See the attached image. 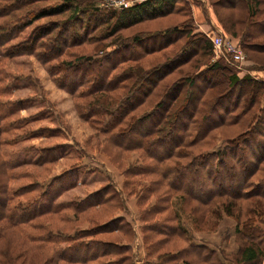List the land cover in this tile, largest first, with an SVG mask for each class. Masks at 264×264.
<instances>
[{"label": "rangeland", "instance_id": "1", "mask_svg": "<svg viewBox=\"0 0 264 264\" xmlns=\"http://www.w3.org/2000/svg\"><path fill=\"white\" fill-rule=\"evenodd\" d=\"M10 1L12 0H0V5L8 4ZM141 1L143 0H73L74 4L79 3L85 7V10L77 11L73 18H68L72 11H66L62 14L37 19L31 25L24 27L23 30H19L9 42L4 43L5 39L1 37V51H5L17 42L18 45L35 27V31L38 32L41 25L51 26L52 22L55 25L53 24L51 31H54L50 35L52 37H56L57 33L62 35L54 45H58L65 38L72 39L74 36H78L81 41V44L67 48L66 53L54 61L52 60L57 64L61 59H71L76 55H91L93 58H97L99 55L105 57L116 47L114 44H110L115 38L119 36L127 38L134 33H139L147 38L140 44H136L134 48L128 49V52H133L134 59L127 60L122 67L131 65L151 70L172 59H177L178 62L173 63L174 70L162 79L158 84L160 88L156 92L165 91L167 86L173 85L174 82L176 84L184 82L188 85L187 76L195 78V85L186 86V88L195 90L196 93L205 89L206 83L218 82L221 87L216 94L228 92L220 100L219 112L212 113L214 118L224 112V107L231 108V104L239 93L240 86L234 87L230 84L228 78L230 73L239 77L250 74L264 81V49H254L248 45L247 47L242 45L241 36L246 25L242 19L247 14L245 5L227 8L222 5L226 4V0L222 3L219 0H214L217 4V15L211 0H188L189 4L181 1L176 4L177 9L170 14L148 19L145 16L141 18H144L143 20L140 19V22L118 30L119 27L115 26V22L121 7H128ZM60 3L62 0H34L31 4L27 3L19 9L12 8V11L17 16H21L31 8L33 10L46 9L50 5H59ZM97 7L104 10L106 8L107 11H116V16H112L108 24L101 20L96 22V18L101 19L106 16L105 12L97 11ZM93 10L96 12L95 14L92 13ZM196 14L200 19L196 18ZM256 18L262 19L259 16ZM6 19L7 16H4L0 18V21ZM175 25L179 26L177 30L172 29ZM257 28L259 26L254 25L251 29L256 32ZM165 29L173 31H166V33ZM219 29H222L243 53V57L238 63L229 62L228 57L215 55L212 37ZM115 30L117 32H114ZM160 32L161 35L156 40L149 39ZM7 33V31L4 32L6 35ZM45 35L48 36V34ZM207 37L212 42V49L208 55L203 50H197V47L192 44L189 45L191 40L197 39H202L203 43V39H208ZM263 42L264 37H260L254 39L252 43ZM48 43L46 42L45 45H49ZM159 43L160 46L162 43L165 45L158 48ZM154 45H157V48H152ZM118 55L120 56L121 53L115 54L116 57ZM217 58L226 59L228 62H221L224 64L220 66L222 69L209 71L212 68L209 66L210 63ZM113 59V56L107 57L101 64L106 68L113 62ZM237 64L242 68H239ZM170 65L172 64L170 63ZM208 71L209 73H207ZM132 81L133 79L128 83L131 84ZM211 92L212 88H209L201 98V111L194 116L196 123L190 125L195 127L191 129V138L198 131V123L201 122V117L210 103L206 99ZM0 93V102H3L0 105V112L7 113L11 110L7 101L21 99L24 106L8 118L6 124L0 123V127L8 130L0 138V158L3 159L0 162L3 161L5 164L4 167L3 163H0V194L7 193V196L11 198V193H15L11 199L13 206L11 212L15 217L19 218L24 215V211H21L22 208L28 214L33 213L51 195L57 196L56 202L58 203L71 201L78 203L89 195L94 197L96 191L104 190L105 195L115 192L112 195L113 199L105 203L106 207H88L78 210L77 217L74 215L76 210L74 206L72 208L65 207L59 214L57 212L47 213L35 216L30 220H28L30 215L27 214L22 218L23 222L16 225L19 228L8 226L0 228V264L6 261L9 264H81L58 261L57 257L56 260L53 258L52 253L57 250L62 251L67 243L59 242L49 249H40L28 240L27 233L40 234L45 233L51 227L56 231L58 227L64 228L65 226L66 232L78 231V227L83 232L86 231L85 228L104 222L112 215L117 214L124 217L120 226L111 231L94 232L90 236L78 238V241L88 240L95 245L93 248L87 249V252L76 253L67 250L69 252L67 254L89 255L88 258L98 256L96 259H91L93 260L90 262L92 264H116L117 260L125 255L130 258L131 264H176L178 262L183 264L177 258L170 260L169 257H163L170 254L171 251L181 250L180 255L194 261L195 264H246L234 260L237 245L241 242L239 240L240 232L235 231L236 224H239L242 230V224L245 223L257 231V236L260 233L264 235V214L258 213L264 210V198L255 195L241 198L233 209L235 213L228 215L224 207L229 199L219 196L211 200L207 206L198 204L200 214L204 212L200 216L191 208L197 203L182 202V190L180 189L170 193L166 185L167 181L161 176L164 164L167 162L166 165H170L174 162L169 160L158 163L156 160L146 158L143 148L120 151L104 141L102 134L98 137L96 129L79 117L71 93L53 81L45 64L34 55L20 54L8 57L0 53ZM243 95L246 96V94ZM159 97L151 96L148 101L131 110L129 116H143L153 108L151 105L155 104ZM260 98L262 103L264 93ZM244 105V102L241 101L236 111L242 110ZM254 111L255 109L244 114L242 123L218 125L208 137L200 141L198 149L204 152L210 150L213 152L212 150L223 148L228 140L244 138L249 119L253 117ZM230 115V112L225 113L226 117ZM156 117L158 116L152 117L148 124H140V129L144 131L149 128ZM212 119V116L207 117L208 121ZM187 120L188 113L185 112L180 121ZM220 122L221 119L218 118L217 123ZM261 128L264 132V118ZM263 132L261 133L264 134ZM261 133H256V136L250 139L248 152L246 150L242 152L245 154L240 163L238 162L237 171L239 173L245 167V160L249 163L255 158L254 153H257L261 146L258 145L257 139L260 141L264 139V136L261 137ZM172 134L176 137L179 131L175 129ZM126 138L135 140L137 139L136 133H131ZM206 141L208 142L206 143ZM166 146L168 147V145ZM263 146L264 143L261 148ZM241 150L239 149V153ZM190 158L191 156L183 158V163ZM56 175L61 176L52 186H48L47 182ZM262 177H264V160L251 180L256 183ZM176 182L185 187L191 186L195 193H204L205 187L202 186L197 173L192 177L186 175L178 177ZM236 184V180L229 179L225 186L233 188ZM143 186H150L153 190L150 194L146 193L149 195V199L139 201V193ZM4 190L6 191L2 193ZM259 202L260 206L257 205ZM154 205L156 207L153 210L152 206ZM208 206L213 210H219V208L221 210L212 213L207 209ZM250 206H254L257 211L249 214L247 208ZM238 211L239 213H237ZM2 220L0 219V224ZM27 220L28 223H25L24 221ZM36 222L45 223L47 229L31 225ZM247 231L249 233V230ZM33 233H29V236ZM197 245L198 247H196ZM160 257L163 258L159 260ZM77 260L81 261V259Z\"/></svg>", "mask_w": 264, "mask_h": 264}, {"label": "trees", "instance_id": "2", "mask_svg": "<svg viewBox=\"0 0 264 264\" xmlns=\"http://www.w3.org/2000/svg\"><path fill=\"white\" fill-rule=\"evenodd\" d=\"M12 1L14 3H11ZM12 1L8 4L5 3L4 5H0V18L7 16L6 20L0 21V38L4 37V43L9 42L14 38L19 30H23L24 27L31 25L35 20L44 16H52L62 14L66 11H72V14L68 18H73L77 11L85 10L84 6H81L79 3L74 4L73 0H62V3L59 5H50L46 9L39 10H33V8H31V10H27L23 14L20 13L21 16H17L16 13H13L12 8L19 9L27 3L31 4L34 0ZM181 1H185L189 4L188 0H143L128 7H121L122 9L118 14L115 26L117 27L118 25V30H120L121 28L123 29L140 22L144 19L141 18L145 16L148 19L159 15H165L167 13L170 14L177 9L176 4ZM223 1L225 0H219L220 3ZM226 1V4L222 5L227 8H235L236 6L238 7V5H245L247 7V14L244 16V19H242L243 22L246 23L241 36L242 45L245 47L248 45V47L254 49H264V42L252 43L254 39L264 37V0ZM211 2L213 3L214 11L218 15L216 2L214 0H211ZM105 10L97 7V11L105 12L106 16L103 18L101 17V19L96 18V22H100L101 20V22L108 24L112 16H116V11ZM189 11L191 12L190 7ZM93 12L94 14L96 13L94 10L92 13ZM258 16L262 19L256 18ZM24 17L28 19H25ZM191 18L193 19V17ZM185 23L187 22L185 21ZM51 24V26L41 25L38 32L35 31V27L29 35L24 38V40L19 42L18 45L17 42L3 52L0 48V53L8 57L18 56L20 54H30L34 55L39 61L44 63L53 81L60 87L69 91L73 96L79 117L96 129L95 131L98 137L102 134L104 141L108 142L113 147L120 151L122 149L136 150L137 148H143L146 152V158L156 160L158 163H163V161L166 162L169 160L170 162H174L170 165H166L167 162L164 164V168L161 170V176L167 181L166 185L170 193H172L171 191L175 192L180 189L182 190V202H186V204L187 202L197 203L194 204V206H191V208L192 211H196V213L198 212L200 216H202L204 212L200 214L201 211L198 204L207 206L211 200L219 196H225L224 199H229L226 207H224L225 212L228 215H233V213H235L233 209L237 206L236 202L241 198H247L251 195L264 198V177L257 180L256 183L251 180L252 176L259 169L260 164L264 160V146L261 148L264 139H261V141L257 139L258 145L261 146L259 147L258 152L254 153L255 158L253 161L248 163L245 160V167L241 169L240 173L237 171L238 162L240 163L242 156L245 154H242V152H245V150L248 152V149H250V139L256 136V133L263 132L261 124L264 118V101L261 103L262 100L260 98L264 93L263 80L257 79L250 74L239 77L234 73H230L228 77L230 84L234 87L240 86V89L238 90L239 93L231 104V108L228 106L224 107V112L219 113L218 117L214 118L212 113L219 112V106L221 104L220 100H222L228 92L225 91L224 93L217 95L216 93L221 87L218 82L212 81L206 83L205 89L203 88L199 93H196L195 90L186 88V86L195 85V78L187 76L188 79H186L188 80V85L184 84V82L179 84L174 82L173 85H168L165 91L156 92V90L160 88L158 84L162 79L174 70L173 63L178 62L177 59H172L170 62H166L162 66H156L151 70H145L143 67L141 68L131 65L122 67L127 60L134 59L132 57L133 52H128V49L134 48L136 44H140V42L146 40L147 37H143L139 33H134L127 38L119 36L111 41L110 44H114L116 47L105 57L99 55V57L93 58L91 55H76L71 59H58V65L56 62H53L54 59H57L59 56L66 53L67 48L81 44V41L78 36H74L72 39L65 38L58 45H54L62 35L57 33L56 37H52L50 33L54 30L51 31V28L55 23L52 22ZM99 25L102 26L103 24ZM254 25H256V27L259 26L256 32L251 29ZM178 27V25H175L172 29L177 30ZM166 29L164 30L165 32L167 31ZM5 31L8 32L7 35L4 34ZM168 31L171 32L170 30ZM114 32L117 31L115 30ZM45 34H48V36ZM159 35H161V32L149 39L156 40ZM46 42H49V45H45ZM201 43L202 39H197L191 40L189 45L192 44L197 47V50H203V52L205 51V54L208 55L212 49L211 40L209 38H204L203 43ZM164 45L165 43H162L160 46L159 43L158 48ZM152 48H157V45H154ZM118 53H121V55L116 57L115 54ZM111 56L114 57L113 62L104 68L101 64L102 61L104 62L107 57ZM222 61L228 62L226 59L217 58V60L210 63L209 66L212 68L209 71L220 69V66L224 65L221 63ZM170 63L172 65H170ZM209 71L207 73H209ZM128 79L129 81L133 79L131 84L128 83ZM209 88H212V92L207 96L208 99L206 100H209L210 103L206 108L204 115L201 117V122H197L199 125L198 131L194 137L191 138V129L195 127L190 125L196 123L194 122V116L201 111V98L204 97V93H207ZM229 92H231V90H229ZM9 93L10 92H8V94ZM243 94H246V96ZM155 95L160 97L156 100L155 104L151 105L153 107L152 109L143 116H129L131 110L139 107L141 104L148 101L151 96ZM134 99L136 100L134 101ZM226 99L227 97L225 100ZM241 101H243L245 105L242 107V110L236 111ZM7 103L11 110L7 113L0 112V123L3 124H6V120L12 117L18 109L24 107L21 99L7 101ZM256 103L259 104L256 105ZM1 104H3V102H0V105ZM254 109L253 117L249 119L250 122L246 128V135L244 138L228 140L227 143L223 145V148L212 150L213 152H211V150L204 152L198 149L200 141L208 137L218 125L242 123L244 121V114L248 111L252 112ZM185 112L188 113V120L181 122V116L182 114H185ZM227 112L231 113L229 116L230 119L225 116V113ZM154 116L158 117H156L153 124L144 131L141 130L139 127L140 124H148ZM208 116H212L213 119L208 121ZM218 118L221 119L220 123H217ZM175 129L179 131V134L176 137L172 136ZM6 132H8L7 128L4 130V127H0V138L4 136ZM131 133H136L137 139L128 140L126 136ZM262 136H264V134L261 133V137ZM207 142L208 141H206V143ZM166 145H168V147ZM239 149H242L241 153H239ZM189 156H191V158L183 163V158ZM0 160L3 159L0 158ZM0 163H3L5 167L3 161ZM186 170L188 171L187 174ZM195 173L199 175L201 184L205 187V195L204 193H195L191 186L185 187L176 182V178L178 177H185V175L192 177ZM132 174L136 175L138 173ZM60 176L61 175H56L51 178L47 182V185L52 186ZM229 179L237 181V184L234 185L233 188L225 186V183H227ZM141 188L139 201L146 198L149 199V195L147 194H150L153 188L150 186H143ZM5 191L6 190L2 193ZM104 192V190H100L99 192L96 191L94 197L89 195L81 199L78 203H75L74 201L69 203H58L56 202L57 196L51 195L49 199L44 200V203L39 205L31 214H28L26 210L22 208L21 211H24V215L19 218L15 217L13 212H11L13 210L11 199L15 193H11V198L7 196V193L4 195L0 194V219H3L0 228H5L6 226L19 228L16 225L21 224L24 220L22 218L27 214L30 215V218L28 219L30 220L35 216L47 213L57 212V214H59L63 208H72L74 206L76 208L74 215L76 216L78 210H84L88 207L97 208L105 206V203L108 200L113 199L112 195H114L115 192L110 195H105ZM257 205L260 206L261 203L259 202ZM152 207L154 210L156 205ZM207 209L212 211V213L217 211L220 212L221 210L220 208L219 210H213L209 206ZM247 211L250 214L257 210L254 206H250L247 208ZM237 213H239V211ZM258 213H262L263 215L264 210L259 211ZM28 220L24 222L28 223ZM123 220L124 217L122 215H112L104 222L85 228L84 230L86 231L83 232L79 227L77 228L78 231L66 232L64 230L66 226L64 228L58 227V229L54 231L52 227L47 229V225L43 222L29 223L34 227L47 229V231L40 234L29 232L33 234L29 236V233H27L26 237L36 248L40 249H49L52 246H56L59 242L67 243V246L62 251L55 250L56 252L52 253L55 260L57 257L58 261L62 260L69 263L77 262L81 264H92L90 263L93 261L91 259H96L98 256L88 258L89 255H68L67 253L69 252H67V250H70V252L73 253L81 251L87 252V249L93 248L95 245L88 242V240L84 241V239L79 240L80 243L78 238L90 236L94 234V232H103L105 230L111 231L113 228L120 226ZM63 222L68 223L66 221ZM240 228V225L236 224L235 231L238 233L240 232L239 240H241V242L237 245L234 260L246 264H261L264 258V235L260 233L257 236V231L245 223L242 224L243 229L241 230ZM247 230H249L250 234ZM196 247H198V245ZM180 251L181 250L171 251L170 254L163 257H169L170 260H175L177 258L183 264H195L194 261L181 256ZM163 257H160L159 260ZM77 259H81V261ZM129 259L130 258L125 255L119 258L116 264H131ZM3 264H9V262L6 261L3 262ZM176 264L180 263L178 262Z\"/></svg>", "mask_w": 264, "mask_h": 264}, {"label": "built area", "instance_id": "3", "mask_svg": "<svg viewBox=\"0 0 264 264\" xmlns=\"http://www.w3.org/2000/svg\"><path fill=\"white\" fill-rule=\"evenodd\" d=\"M122 4L127 5L126 3ZM212 41L215 49V55H217V57H228L229 62L231 63H238L242 59L243 53L240 48L235 42L225 35L222 29H219V31L214 34ZM237 66L242 68L239 64H237Z\"/></svg>", "mask_w": 264, "mask_h": 264}, {"label": "crops", "instance_id": "4", "mask_svg": "<svg viewBox=\"0 0 264 264\" xmlns=\"http://www.w3.org/2000/svg\"><path fill=\"white\" fill-rule=\"evenodd\" d=\"M196 18H197V19H200V18L197 16V14H196ZM211 19H212V16H211ZM195 20H196V19H195ZM196 22H197V20H196ZM261 264H264V258H263Z\"/></svg>", "mask_w": 264, "mask_h": 264}]
</instances>
